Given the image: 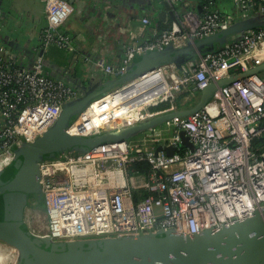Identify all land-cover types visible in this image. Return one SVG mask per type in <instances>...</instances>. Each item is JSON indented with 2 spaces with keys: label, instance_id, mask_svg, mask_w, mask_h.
<instances>
[{
  "label": "built area",
  "instance_id": "2783aa9c",
  "mask_svg": "<svg viewBox=\"0 0 264 264\" xmlns=\"http://www.w3.org/2000/svg\"><path fill=\"white\" fill-rule=\"evenodd\" d=\"M43 1L47 23L31 66L22 65L17 52L0 40V170L13 162L18 147L55 123L66 101L80 94L78 86L48 74L44 63V50L52 44L77 50L74 34L63 26L74 11L73 2ZM165 1L175 16L170 14L167 25L151 33V18L143 16L128 28L129 41L118 65L97 60L104 72L118 76L136 55L195 42L242 19V13L243 18L264 15V0H232V13L216 7L217 0ZM263 62L264 23L229 36L217 48L181 63H160L114 86L86 105L67 130L92 135L189 107L211 82ZM147 81L161 93L148 102L135 101ZM167 100L169 106L153 108ZM144 130L136 140L131 136L105 141L82 152L68 150L40 160L45 208L30 206L44 215V229L31 226L29 207L28 229L56 240L165 229L191 236L248 217L264 206V69L221 85L197 111ZM166 130L173 133L166 136ZM181 130L193 147L182 142ZM165 146L176 150L169 154ZM134 161L148 162L149 169L131 168ZM18 257L16 246L0 241V264H15Z\"/></svg>",
  "mask_w": 264,
  "mask_h": 264
},
{
  "label": "water",
  "instance_id": "95a60500",
  "mask_svg": "<svg viewBox=\"0 0 264 264\" xmlns=\"http://www.w3.org/2000/svg\"><path fill=\"white\" fill-rule=\"evenodd\" d=\"M72 1V0H71ZM166 8L170 5L165 1ZM166 8L159 12L163 18ZM199 9L201 7L199 6ZM172 16H175L170 10ZM252 18V17H251ZM237 20L229 27L183 46L168 45L137 57L128 69L100 84H82L80 94L65 102L55 121L35 140L16 149L12 174L0 170V194L4 199V217L0 218V239L16 246L19 257L15 264H264V206L253 214L230 224L210 227L186 236L173 229L104 238L56 240L26 228L25 209L28 194L34 193L37 204L41 194L40 160L56 157L64 151L88 150L102 142L129 138L134 132L175 116H186L200 109L221 85L246 74L264 69V62L241 73L211 82L202 89L199 100L186 108L172 110L122 128L92 135L72 134L67 130L71 120L93 99L114 86L149 68L175 61L181 63L200 52L214 49L217 40L225 41L235 33L264 21L252 18ZM78 86V85H76ZM182 142L193 147L185 130ZM162 146H159L161 148ZM172 154L176 147H164Z\"/></svg>",
  "mask_w": 264,
  "mask_h": 264
},
{
  "label": "crops",
  "instance_id": "0c3cea01",
  "mask_svg": "<svg viewBox=\"0 0 264 264\" xmlns=\"http://www.w3.org/2000/svg\"><path fill=\"white\" fill-rule=\"evenodd\" d=\"M22 2L8 8H5L3 2L0 4V40L17 52L22 65L31 66L36 53L42 48L40 33L47 23L46 12L43 0ZM72 2L76 21L69 22L67 26L71 27L65 26V29L74 34L77 50L71 52L52 44L44 50V57L51 46H54L55 50H52L54 54L46 60L44 58V61L48 74L78 85L79 88L82 87V82L78 79L80 74H88L89 77H93L96 72L100 74L98 80H92L85 85L100 84L115 77L104 72L98 66L97 60L103 58L106 63L115 65L121 62L129 41L128 28L138 25L142 17L148 15L151 18L148 26L151 33L166 26L168 16L171 14L164 0H72ZM215 5L224 13L235 12L236 8L232 0H217ZM165 8V15L159 18V12ZM37 12H42L43 15H39L36 20ZM26 18H30V21ZM25 19L29 22L28 29L33 33L34 30L37 31L33 41L26 37L22 30V21Z\"/></svg>",
  "mask_w": 264,
  "mask_h": 264
},
{
  "label": "rangeland",
  "instance_id": "374dc122",
  "mask_svg": "<svg viewBox=\"0 0 264 264\" xmlns=\"http://www.w3.org/2000/svg\"><path fill=\"white\" fill-rule=\"evenodd\" d=\"M7 1H9L10 2V4H8V2ZM3 2V4H5L6 6H5V8H8V7H11V6H16V5H19L20 3H23L22 2V0H6L5 2H4V0H0V4ZM25 3V2H24ZM26 4V3H25ZM246 14H248V13H246ZM39 15H43V13L42 12H37L36 13V20H37V18H39ZM252 14H250L248 17H246V18H250L251 20L250 21H252V22H255L252 18H254V19H258V20H260V21H264V15H257V16H251ZM246 15H245V13H242V19L241 20H243V19H245V18H243V17H245ZM252 17V18H251ZM28 21H30L29 19L30 18H26ZM26 19H25V21L23 22L22 21V30L25 32V36L27 37L28 36V38H31L30 40L31 41H33L34 39H35V35H36V33H37V31L36 30H34V33H33V31H31L30 29H28L29 28V26H27L28 24H29V22H27L26 21ZM43 19H42V16H41V21H42ZM45 20V19H44ZM74 22L75 23V21H76V16H75V14H73V12L69 15V17L67 18V20L65 21V23H64V27L65 26H67V24L69 23V22ZM261 24H263V23H261ZM67 27H69V26H67ZM71 27V26H70ZM69 27V28H70ZM66 28V27H65ZM52 50H55L54 49V46H51V49H50V51L46 54V56L44 57L45 58V60H46V58H49L50 56L52 57L53 56V54H54V52H52ZM141 55L142 54H140V55H136V58L138 57H141ZM44 63H45V61H44ZM99 73L98 72H96L94 75H93V77L91 76V77H89V75L88 74H80L79 75V77H78V79H79V81H81L82 82V84H89V82H91L92 80H95V79H97L98 80V77H99ZM97 77V78H96ZM76 83V82H75ZM146 98H145V101H146V99L149 97V95H147V96H145ZM141 98H143V97H141ZM187 106L186 105H184L182 108H186ZM146 133V130H139V131H137V132H134L131 136H132V138H133V140H136V139H139L140 137H142L144 134ZM173 133V130H166L165 132H164V135H166V136H169V135H171ZM74 151H77V152H82V150H74ZM14 166L13 165H10V166H7L6 167V171L8 172V170L9 169H11V168H13ZM15 168V167H14ZM35 194L34 193H29L28 194V199H31V197H32V199L34 198L35 199V196H34ZM38 201H39V203H37V205L41 208V209H44L45 208V203H44V199L42 198V196L40 195V197H39V199H38ZM29 208H28V213H27V219H28V221H29V223L31 224V226L33 227V228H35L37 231H43V229H44V223H45V221L43 220V217H44V215L42 214V212H39V210L38 209H34L33 208V205L32 206H28ZM0 241L1 242H3V240L2 239H0ZM11 261H9V263H10Z\"/></svg>",
  "mask_w": 264,
  "mask_h": 264
},
{
  "label": "trees",
  "instance_id": "16d2710c",
  "mask_svg": "<svg viewBox=\"0 0 264 264\" xmlns=\"http://www.w3.org/2000/svg\"><path fill=\"white\" fill-rule=\"evenodd\" d=\"M224 41H221V40H217L214 44V48H217L218 46L222 45ZM147 96V93L146 95ZM144 95H142V97L144 98V101H145V97ZM150 97H152V94L150 93L149 94ZM141 97V96H140ZM141 98V99H143ZM179 99V98H178ZM180 100V99H179ZM170 102L169 100L167 101H164L158 105H155L153 106V108H164V107H167L169 106ZM180 105V104H179ZM130 167L133 168V169H137L139 171H142V172H146L148 169H149V163L146 162V161H134L130 164ZM27 228V226H26Z\"/></svg>",
  "mask_w": 264,
  "mask_h": 264
},
{
  "label": "flooded vegetation",
  "instance_id": "af4514ba",
  "mask_svg": "<svg viewBox=\"0 0 264 264\" xmlns=\"http://www.w3.org/2000/svg\"><path fill=\"white\" fill-rule=\"evenodd\" d=\"M152 94V93H151ZM147 95H149V93H147ZM141 97H142V95H141ZM13 165V164H12ZM14 166V165H13ZM15 167V166H14ZM11 168V169H9L8 171L12 174L13 172H15L16 171V167L15 168ZM6 170L4 171V173H3V177H5V174H6ZM6 178V177H5ZM35 196V195H34ZM35 200H36V197H35V199L33 198L32 199V197H31V199H28V202H27V205H26V209H25V215H26V212H27V208H28V206H30L31 204H33L34 202H35ZM37 203H39V201L37 202ZM4 210H5V206H4V199H3V195L2 194H0V218L2 219L3 217H4ZM26 223V226H27V222H25ZM27 228H28V226H27Z\"/></svg>",
  "mask_w": 264,
  "mask_h": 264
},
{
  "label": "bare ground",
  "instance_id": "6f19581e",
  "mask_svg": "<svg viewBox=\"0 0 264 264\" xmlns=\"http://www.w3.org/2000/svg\"><path fill=\"white\" fill-rule=\"evenodd\" d=\"M152 86V81H147L146 83H144L143 85H141V87L139 88L140 89V91H143V90H145L144 91V93L142 94V95H146V93H152V97H148L146 100L147 101H144V98L143 99H141V97H139V98H136V100L135 101H137V100H143L144 102H148V101H150L152 98H154L155 97V95L156 94H159V93H161V89H154V88H149V87H151ZM151 89H154V90H151Z\"/></svg>",
  "mask_w": 264,
  "mask_h": 264
}]
</instances>
